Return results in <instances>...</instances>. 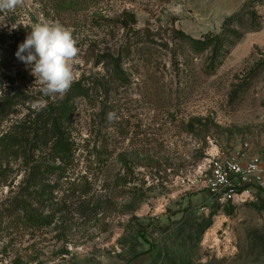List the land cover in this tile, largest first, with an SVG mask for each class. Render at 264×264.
<instances>
[{"label": "rangeland", "instance_id": "374dc122", "mask_svg": "<svg viewBox=\"0 0 264 264\" xmlns=\"http://www.w3.org/2000/svg\"><path fill=\"white\" fill-rule=\"evenodd\" d=\"M246 5L260 26L243 32L205 74L206 55L174 39V29L195 38L220 33ZM123 15L150 35L132 41L128 83L93 103L74 99L72 154L65 172L51 177L54 204L41 206L55 214L53 223L32 226L6 211L26 166L0 176V264H264V192L221 204L207 187L211 159L255 156L264 164V0H23L0 11V97L28 90L40 101L33 108L60 98L44 95L15 55L45 22L71 28L78 40L72 86L106 77L104 56L133 33L122 27ZM28 112L22 107L15 119ZM36 157L53 163L48 149Z\"/></svg>", "mask_w": 264, "mask_h": 264}, {"label": "trees", "instance_id": "16d2710c", "mask_svg": "<svg viewBox=\"0 0 264 264\" xmlns=\"http://www.w3.org/2000/svg\"><path fill=\"white\" fill-rule=\"evenodd\" d=\"M71 3L72 0H62V3ZM122 27L132 31L131 37H126L120 46L119 52H108L104 58L108 66L106 77H96L89 85L82 81L74 84L63 96L51 100L39 108H33L40 101L33 92L10 88L0 97V176L8 179L11 174L22 170L26 166L28 174L10 192L6 199V211L9 216H15L20 221L32 226H49L55 219V214L41 210L44 204H54L53 185L51 177L65 169L71 154L73 143L68 136L67 123L72 120L76 110L75 98H85L95 102L101 94H107L113 88L125 85L130 81V75L124 67V60L132 55V41L149 36L150 31L135 30L131 27L134 17L122 16ZM260 26L259 15L255 7L246 5L240 12L228 16L220 33L208 32L200 38H195L181 30L174 29V39L188 44L190 51L195 55H206L204 63L205 74L213 73L222 62L229 47L240 39L243 32L256 30ZM13 80V79H12ZM113 82L114 87L110 86ZM26 107L29 112L23 118H16L20 109ZM5 123L6 127H3ZM49 150V161L41 162L36 157L37 151ZM22 159V164L19 160ZM59 161L58 165L56 162ZM126 176V175H125ZM125 176H123L125 178ZM38 205H36L37 203ZM40 206V207H37ZM264 206V205H263ZM211 225L207 221L205 229ZM68 255V251H61Z\"/></svg>", "mask_w": 264, "mask_h": 264}, {"label": "clouds", "instance_id": "9594fccd", "mask_svg": "<svg viewBox=\"0 0 264 264\" xmlns=\"http://www.w3.org/2000/svg\"><path fill=\"white\" fill-rule=\"evenodd\" d=\"M22 4L23 0H0V11L14 10ZM15 55L30 67L46 96L63 98L76 80L80 62L78 40L71 28L59 22L34 25ZM109 115L114 117V113Z\"/></svg>", "mask_w": 264, "mask_h": 264}, {"label": "built area", "instance_id": "2783aa9c", "mask_svg": "<svg viewBox=\"0 0 264 264\" xmlns=\"http://www.w3.org/2000/svg\"><path fill=\"white\" fill-rule=\"evenodd\" d=\"M207 184L213 202L235 205L255 200L264 192V164L255 156L211 159Z\"/></svg>", "mask_w": 264, "mask_h": 264}]
</instances>
